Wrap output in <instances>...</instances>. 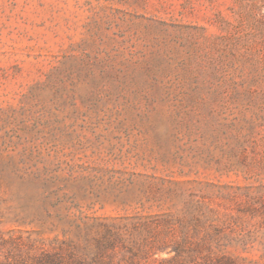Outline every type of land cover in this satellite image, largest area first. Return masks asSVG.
Returning <instances> with one entry per match:
<instances>
[{
  "label": "rangeland",
  "instance_id": "rangeland-1",
  "mask_svg": "<svg viewBox=\"0 0 264 264\" xmlns=\"http://www.w3.org/2000/svg\"><path fill=\"white\" fill-rule=\"evenodd\" d=\"M97 241L264 264V0H0V264Z\"/></svg>",
  "mask_w": 264,
  "mask_h": 264
},
{
  "label": "trees",
  "instance_id": "trees-1",
  "mask_svg": "<svg viewBox=\"0 0 264 264\" xmlns=\"http://www.w3.org/2000/svg\"><path fill=\"white\" fill-rule=\"evenodd\" d=\"M112 242H103V241H97L96 242V252L93 256L92 262L94 263H100V264H107L106 261L103 260V255H105L106 252L110 251L113 247ZM155 250H165L168 248V246L165 243H162L159 247H156ZM152 250V248H149V251ZM173 251L175 252V257H178L179 252L181 251V244L179 243L176 247H174ZM152 252V251H151ZM145 255L148 254V252L144 253ZM83 257V256H82ZM69 261L72 264H88L85 260V258H81L79 256H76L74 253H70L68 255ZM136 259V253H132L130 257H127L124 259V264H137ZM63 262V258L58 253H48L43 252L39 256L35 257L32 261V264H61ZM10 264V263H6Z\"/></svg>",
  "mask_w": 264,
  "mask_h": 264
}]
</instances>
